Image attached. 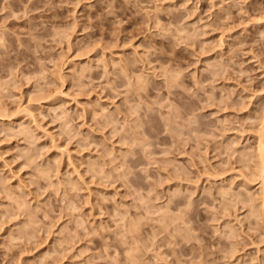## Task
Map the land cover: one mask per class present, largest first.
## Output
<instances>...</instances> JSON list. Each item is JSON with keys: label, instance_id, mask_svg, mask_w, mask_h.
Masks as SVG:
<instances>
[{"label": "rangeland", "instance_id": "374dc122", "mask_svg": "<svg viewBox=\"0 0 264 264\" xmlns=\"http://www.w3.org/2000/svg\"><path fill=\"white\" fill-rule=\"evenodd\" d=\"M261 144L264 0H0V264H264Z\"/></svg>", "mask_w": 264, "mask_h": 264}, {"label": "bare ground", "instance_id": "6f19581e", "mask_svg": "<svg viewBox=\"0 0 264 264\" xmlns=\"http://www.w3.org/2000/svg\"><path fill=\"white\" fill-rule=\"evenodd\" d=\"M139 76H140V75H139ZM140 78H141V76H140ZM142 81H143V80H142ZM144 81H145V80H144ZM138 83H139V82H138ZM145 83H146V82H145ZM145 83H142V85L145 84ZM139 88H140V87H139ZM3 115H4V114H3ZM262 146H263V145L261 144V147H260V148H261L262 150H261V149H259V150H261L260 152H261V155H262V157H263V156H264V149H263ZM263 163H264V162H263ZM262 165H263V164H262ZM262 168H263V169H262ZM262 168H261V171H262V172H261L260 175H261V177H263L262 179H263V182H264V176H263V174H264V166H262ZM263 196H264V194H263ZM263 201H264V199H263Z\"/></svg>", "mask_w": 264, "mask_h": 264}]
</instances>
